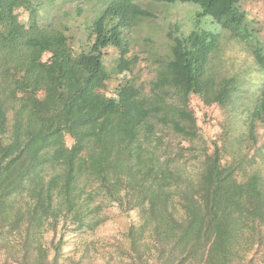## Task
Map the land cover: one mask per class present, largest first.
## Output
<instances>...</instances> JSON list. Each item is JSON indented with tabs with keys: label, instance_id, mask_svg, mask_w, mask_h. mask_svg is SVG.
<instances>
[{
	"label": "trees",
	"instance_id": "16d2710c",
	"mask_svg": "<svg viewBox=\"0 0 264 264\" xmlns=\"http://www.w3.org/2000/svg\"><path fill=\"white\" fill-rule=\"evenodd\" d=\"M138 1L0 0V264H264V171L230 127L206 139L191 105L243 115L257 141L264 28L243 0H144L195 9L145 39L146 94L129 53L154 13ZM112 204L138 219L99 249ZM69 233L89 236L69 253Z\"/></svg>",
	"mask_w": 264,
	"mask_h": 264
},
{
	"label": "rangeland",
	"instance_id": "374dc122",
	"mask_svg": "<svg viewBox=\"0 0 264 264\" xmlns=\"http://www.w3.org/2000/svg\"><path fill=\"white\" fill-rule=\"evenodd\" d=\"M138 3L142 8L154 13V16L149 20L144 21L143 26L137 31V42L133 44V49L129 53V57L133 60V69L131 77L133 82L139 86L141 91L146 94H152L153 82L157 76V63L153 56H150L149 48L146 50L145 39L152 38L156 46L164 44L166 40V23L163 22V17H167V21L181 22L183 25L186 23L188 17L192 16L194 8L191 5H163L156 4L149 1L140 0ZM250 18L257 20L258 24L264 28V0H243ZM26 21V16H23ZM264 33V32H263ZM227 54L237 57V52L234 48L227 49ZM115 83H110L114 85ZM166 95L171 99L174 95L173 91L166 90ZM191 105L195 110L198 118L199 125L202 128L205 138L209 141H219L222 144V130L224 127H230L232 133L236 136L234 144L242 147L243 151H247L250 155H254V168H260L264 171V128L258 124L256 129L257 141L250 138L246 128L242 132L237 131L236 128L243 124V115L236 114L229 109H223L218 106H206L198 98H193ZM243 129V128H242ZM162 132L165 134L166 139L172 143H177L179 137L171 132L168 128L162 127ZM234 137V136H233ZM69 142H71V139ZM233 150V148H231ZM194 159L188 161V165H195ZM102 215L106 220L98 227L94 234L90 236L87 234L72 235L68 234L69 241L65 244L64 249L72 252L76 243L89 236V240L95 242V247L99 249L110 248L111 238H118L125 241L127 231L130 224L138 219L136 212L128 214L123 212L116 204L109 205L103 210ZM52 233L47 237L50 238ZM125 243V242H124ZM126 244V243H125ZM94 256L97 252H94Z\"/></svg>",
	"mask_w": 264,
	"mask_h": 264
}]
</instances>
